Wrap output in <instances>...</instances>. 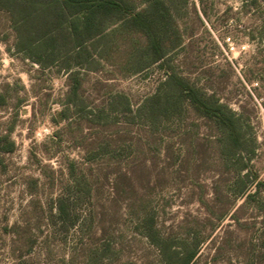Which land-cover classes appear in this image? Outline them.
<instances>
[{
	"label": "rangeland",
	"instance_id": "374dc122",
	"mask_svg": "<svg viewBox=\"0 0 264 264\" xmlns=\"http://www.w3.org/2000/svg\"><path fill=\"white\" fill-rule=\"evenodd\" d=\"M118 1L0 0V264H264V0Z\"/></svg>",
	"mask_w": 264,
	"mask_h": 264
},
{
	"label": "trees",
	"instance_id": "16d2710c",
	"mask_svg": "<svg viewBox=\"0 0 264 264\" xmlns=\"http://www.w3.org/2000/svg\"><path fill=\"white\" fill-rule=\"evenodd\" d=\"M6 1H9V0H6ZM26 1H28L30 5H33V4L35 5L37 4L38 0H26ZM39 1L40 3L47 4V5H54V6L55 5H67L68 7L72 8V10H74L75 13H82L83 28L87 32L89 37L91 38L102 34L99 28L96 29V27L100 25V21H98L97 19L98 15H106L107 13H112V12H116L118 10L123 9L118 0H39ZM47 10L49 11L50 8ZM20 11L21 12L23 11L24 13L19 19V27H27V25L32 20H34L36 17L40 15L38 14L37 9L27 10L25 8H22L19 10V12ZM141 17L142 16L140 12L133 14V20L135 22L139 21ZM58 21L59 20H55L52 26H54L55 24H58ZM43 25L44 26H42L41 29L45 28L46 26L50 27V23L47 20L44 22ZM53 30L50 29V31L44 32L41 36L42 38L38 39V41H40V43L41 41L46 42L47 41L45 40L46 37L50 36ZM28 36L30 37V35ZM28 36L26 38L28 40H31V38L29 39ZM155 46H156V43H155ZM177 82L179 86L187 94V96H190V98H192V100L200 107V109H202L206 113L219 116L221 112L220 107H212L206 102H204L202 99L198 98L195 91L192 88H190L188 83H186L182 79H178ZM221 120L225 124L228 123L230 126H232L233 124L230 122V120L229 121L227 119L224 120V118ZM59 214L61 215V217H64V215H66V207L62 203L59 205ZM148 236L150 237V234H148ZM196 255H197V249L194 248L185 256V258H183L181 264H190Z\"/></svg>",
	"mask_w": 264,
	"mask_h": 264
}]
</instances>
